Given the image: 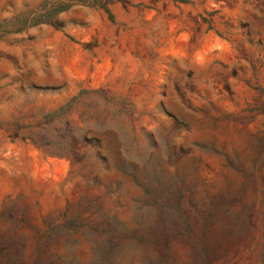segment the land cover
Wrapping results in <instances>:
<instances>
[{
  "label": "rangeland",
  "instance_id": "374dc122",
  "mask_svg": "<svg viewBox=\"0 0 264 264\" xmlns=\"http://www.w3.org/2000/svg\"><path fill=\"white\" fill-rule=\"evenodd\" d=\"M263 153L264 0H0V264H138Z\"/></svg>",
  "mask_w": 264,
  "mask_h": 264
},
{
  "label": "trees",
  "instance_id": "16d2710c",
  "mask_svg": "<svg viewBox=\"0 0 264 264\" xmlns=\"http://www.w3.org/2000/svg\"><path fill=\"white\" fill-rule=\"evenodd\" d=\"M228 166L237 174V186L216 194L177 179L171 206L162 205L163 230L173 241L169 246L152 229L137 228L133 238L140 248L138 264H228L230 252L239 249L245 253L246 264H264V153L249 168L236 160ZM108 244L100 264H121L122 240ZM44 254H38L35 264H42Z\"/></svg>",
  "mask_w": 264,
  "mask_h": 264
}]
</instances>
